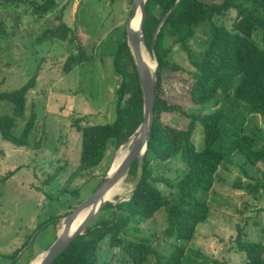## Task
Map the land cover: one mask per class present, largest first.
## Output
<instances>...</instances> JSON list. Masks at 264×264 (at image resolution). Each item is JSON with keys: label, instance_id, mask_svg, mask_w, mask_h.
Segmentation results:
<instances>
[{"label": "rangeland", "instance_id": "1", "mask_svg": "<svg viewBox=\"0 0 264 264\" xmlns=\"http://www.w3.org/2000/svg\"><path fill=\"white\" fill-rule=\"evenodd\" d=\"M131 5L132 0H57L56 7L39 18L31 15L28 5L0 0V94L19 89L35 78L26 95L23 117L14 119L12 135L20 137L29 116L36 115L29 147H16L0 135V264H28L46 251L57 237L58 223L51 220L58 218L59 222L103 182L114 154L110 147L98 167L73 175L81 154V135L75 127L115 121L120 77L114 72L113 58L124 40ZM234 19L232 12L214 22L230 28ZM61 23L70 30L65 41L43 39L46 30ZM206 32L204 27L196 30L187 42L190 52L203 50L201 42ZM252 39L261 46L260 30ZM144 51L155 63L145 47ZM172 52L170 67L160 77L163 99L185 113H198L199 108L190 99L193 68L181 48ZM79 53L88 59L65 73L67 59ZM219 102L225 116L223 136L216 147L228 154L232 141L241 135L253 138L257 148L264 146V111L253 110L239 101ZM209 111L214 110L206 106L204 112ZM0 117H13L12 106L7 102L0 101ZM160 119L176 129H186L189 123L179 112L162 114ZM201 139V132L196 129L192 142L197 150L202 147ZM150 168L154 174L173 180L183 169L177 160L151 161ZM262 178V166L247 165L244 157L235 152L218 170L212 189L198 194V199L208 204L209 216L196 228L191 241L178 243L167 236L169 224L163 210L151 220L132 226L127 241H146L154 250L155 254L144 264H155L156 256H169L174 244L184 246L182 264H246L244 255L235 250L234 241L240 235L264 247ZM256 184L263 188L250 190ZM134 185L125 182L124 194L118 199L127 198ZM163 194L170 197L171 205L179 202V193L174 190L163 189ZM97 262L131 264L122 248L112 249L108 239L101 244Z\"/></svg>", "mask_w": 264, "mask_h": 264}, {"label": "trees", "instance_id": "2", "mask_svg": "<svg viewBox=\"0 0 264 264\" xmlns=\"http://www.w3.org/2000/svg\"><path fill=\"white\" fill-rule=\"evenodd\" d=\"M5 1L11 5H28L31 15L39 18L57 5V0ZM177 1L146 0L144 5L143 46L156 55L158 68L148 150L142 164L138 160L133 163L125 180L129 184L135 183L132 192L125 201L106 203L96 215L97 219L72 241L53 264H98L97 255L105 239H108L112 249L122 248L131 264H144L155 252L146 241H127L129 230L132 226L151 220L161 210L167 214V236L178 243L191 241L196 228L204 224L209 216V206L198 199V194L212 189L218 170L235 152L244 157L247 165L262 166L264 179V146L255 147L253 138L236 136L228 154L216 147L223 136L222 121L225 116L223 108L219 107L220 99L225 102L239 101L253 110L264 111V17L259 16L260 13L264 14V0H217L211 3L203 0ZM232 12L235 19L230 28L214 22L216 18L226 17ZM200 27L207 30L206 37L201 42L203 50L194 54L190 52L187 42ZM257 30H260L261 46L252 39ZM69 33L70 30L61 23L57 28L46 30L43 39L65 41ZM174 48H181L187 54V61L193 68L190 99L199 108L198 113H185L179 106L163 99L160 77L170 67L168 60ZM87 59L82 53L70 57L63 71L69 72L73 65H80ZM113 67L120 77L115 121L106 125L75 127L81 135V154L73 175L98 167L108 148L115 152L134 134L143 120L142 92L125 34L114 54ZM171 68L179 71L177 67ZM34 84L35 78L32 77L19 89L0 94V101L7 102L13 109V117H0V135L16 147H29L28 138L36 123V115L32 113L20 137L11 133L14 119L24 115L26 95ZM206 106L214 111L204 112ZM175 112L189 120L186 129H176L162 123V114ZM196 129L202 135L200 150L195 149L192 142ZM175 160L181 163L183 169L174 180L164 174H154L150 168L151 161L170 163ZM159 186L179 193V202L171 205L170 197L164 195ZM259 187L256 184L250 190L256 192ZM51 222L56 225L58 218ZM134 231L139 233L138 228ZM234 246L244 255L246 264H264L262 245L237 235ZM173 247L169 256H156L155 264H182L184 246L174 244ZM214 264L224 263L215 261Z\"/></svg>", "mask_w": 264, "mask_h": 264}, {"label": "water", "instance_id": "3", "mask_svg": "<svg viewBox=\"0 0 264 264\" xmlns=\"http://www.w3.org/2000/svg\"><path fill=\"white\" fill-rule=\"evenodd\" d=\"M145 2L146 0H132L131 13L128 20L125 23V36L128 41L130 53L132 55L133 62L136 67V71L139 78V85L143 97V120L140 126L138 127V129L134 132V134L114 152L111 163L113 162L117 151L122 146L127 144L130 140L132 141V148L130 149L127 156L121 163L120 167L115 171V173L112 176H108L109 171H107L103 178V182H101L97 190L88 199H86L79 206H77L72 212H70L67 216L59 220L58 225L56 227V232L58 231L61 224L64 223L62 233L60 235H57L56 240L53 242V244L45 252L40 254L41 256L39 258L38 264H53L54 261L70 246L72 241L76 237L81 236L84 233V231L92 224L94 218L96 217L98 212L102 209V207L106 203H111L108 202L106 198L109 197L112 189L120 181L125 179V177L127 176L128 172L131 169V166L135 161L138 160L142 164L145 153L148 150L147 144L150 140V133L153 122V109L155 104V85H156L155 73L158 68V61L156 55L152 53V56L155 61V67L153 71L150 72L142 58V48H144L143 24L145 20V9H144ZM138 9H140V13H141L140 30H139L140 35L136 36L131 31V22ZM169 14H167L163 22L167 19ZM161 25L162 23L160 24V26ZM160 26L157 28L154 38L158 33ZM125 199L126 198L119 199L114 204L125 201ZM90 206H93L95 208V212L86 218V220L83 222L80 228H78L75 232L71 233L70 232L71 227L74 223L75 218L78 216L80 212H82L84 209Z\"/></svg>", "mask_w": 264, "mask_h": 264}, {"label": "bare ground", "instance_id": "4", "mask_svg": "<svg viewBox=\"0 0 264 264\" xmlns=\"http://www.w3.org/2000/svg\"><path fill=\"white\" fill-rule=\"evenodd\" d=\"M140 19H141V13H140V9H138L135 13V16L131 22V31L137 36L140 35ZM142 58L143 61L145 63V65L147 66V68L149 69L150 72L153 71L154 67H155V63L152 62L148 55L145 53L144 48H142ZM132 148V141L130 140L127 144H125L124 146H122L116 153L115 158L113 160V162L111 163L110 167H109V175L108 176H112L115 171L120 167L121 163L123 162V160L125 159V157L127 156L128 152L130 151V149ZM128 176V175H127ZM129 179V178H128ZM126 177L124 180L120 181L111 191L109 197L106 198V200L108 202L111 203H115V201L119 200L118 198H120L123 194H124V185H125V181ZM133 188V187H132ZM132 188H130L132 190ZM132 191L129 192V194ZM128 194V195H129ZM106 201V202H107ZM95 212V208L93 206H90L86 209H84L82 212H80L78 214V216L75 218L74 223L71 227V233L75 232L78 228H80V226L83 224V222L86 220V218L88 216H90L92 213ZM64 227V223L61 224V226L59 227L58 231L56 232V235H60L62 233ZM41 255H39L37 258H35L32 262H30L31 264H38L39 262V258Z\"/></svg>", "mask_w": 264, "mask_h": 264}, {"label": "crops", "instance_id": "5", "mask_svg": "<svg viewBox=\"0 0 264 264\" xmlns=\"http://www.w3.org/2000/svg\"><path fill=\"white\" fill-rule=\"evenodd\" d=\"M45 252V251H44ZM42 254V253H41Z\"/></svg>", "mask_w": 264, "mask_h": 264}]
</instances>
